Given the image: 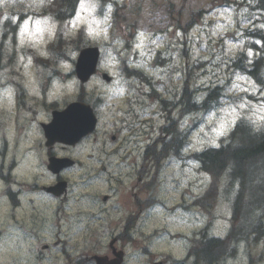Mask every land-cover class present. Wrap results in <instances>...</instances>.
Segmentation results:
<instances>
[{
	"label": "rangeland",
	"instance_id": "obj_1",
	"mask_svg": "<svg viewBox=\"0 0 264 264\" xmlns=\"http://www.w3.org/2000/svg\"><path fill=\"white\" fill-rule=\"evenodd\" d=\"M115 1L120 6L116 20L112 14L113 7L106 10L108 16L100 18L99 2L83 0L81 4L84 7L81 8L80 4L76 18L63 27L67 37L74 36L84 27L90 42L88 44L92 45L91 43L94 42L103 46L102 66L109 70L110 74L119 77L122 73L123 61H127L133 68H140L149 74L156 88L165 94V98H173L179 93L188 69L192 73V88H208L217 84L225 86L226 97L219 108L207 115L192 114L187 117V125H184V127L190 126L187 154H193L209 146H219L221 139L231 132L239 119L246 118L256 128L264 125V104L254 99L259 94V87L250 77L230 67L240 52L247 51L251 57L255 54L250 47V39L245 37V29L257 26L255 20L260 17L248 7L250 1ZM233 1L244 3V6L230 4ZM46 2L47 0H0V23L3 24L13 14H22L21 12L39 14ZM203 9L209 10V13L202 18L197 17L185 32L184 28L190 22L192 12ZM18 19L19 17L15 16L14 22ZM25 25L27 31L24 30ZM56 32L57 24L49 18L42 19L34 15L23 18L15 45L16 57L25 58L22 51L27 48L34 49L38 55L47 56L45 48L55 39ZM9 53H13L11 41H9ZM77 53L73 49L69 51L72 58H76ZM201 64L205 65L197 69ZM66 68L64 67V71L68 72L70 67ZM67 90L69 91L68 88L60 90L59 85L56 84L53 93L67 92ZM88 90L104 93L106 96L104 107L106 116L102 117L100 132L107 149H113L114 145L104 138V134L115 133L112 128L114 121L119 122L125 117L124 112L128 111L126 104L129 99H132L137 111L146 121L149 132L153 130L154 137L159 136L161 126L166 124L159 104L149 98L150 88L139 82L117 78L114 85L107 88L101 82L94 80L89 84ZM74 91H77V83ZM3 95L4 93L0 91L2 102L0 108L8 107L11 103V99ZM201 95L204 96V91H201ZM38 104L35 106L38 107ZM1 111L0 109V113ZM11 113L13 114L11 118L18 121L16 106ZM0 123L2 127H6L1 120ZM15 130L16 128L12 127V132ZM1 132L4 135V129ZM9 140L14 141L13 134ZM166 163L168 164L163 173L167 202L173 203L181 199L183 194L201 196L206 191L210 178L200 170L197 162L171 158ZM91 191L93 192V189ZM223 191L212 211L213 227L208 230L210 233L213 231L216 236L226 234L231 217L230 204L233 193H227L225 189ZM198 215L199 212L193 211L191 215L180 213L174 216L171 219L173 229L189 235L209 219L208 216H201L199 220H195ZM166 218L170 219L169 216ZM247 252L244 246L238 259L228 261L227 264H248ZM251 252L258 256L261 252L264 253V247L262 245L253 247Z\"/></svg>",
	"mask_w": 264,
	"mask_h": 264
},
{
	"label": "trees",
	"instance_id": "obj_2",
	"mask_svg": "<svg viewBox=\"0 0 264 264\" xmlns=\"http://www.w3.org/2000/svg\"><path fill=\"white\" fill-rule=\"evenodd\" d=\"M77 0H52L48 7L49 13L59 20H64L73 14ZM257 6L264 10V0H257ZM69 14V15H68ZM262 43L260 55L253 63H249L247 56L242 54L234 66L244 73L251 75L264 89V30L257 29L250 34ZM258 49V48H257ZM142 79L148 81L143 75ZM223 91L220 87L211 89L205 99L199 100L194 96L188 85L178 101L171 109L180 106V115L192 112L205 113L213 109L220 101ZM165 103V102H164ZM187 140L183 133L178 131L177 122L175 131L163 139L162 148L165 152L182 150ZM159 153L160 151H155ZM202 170L212 175L217 189L220 178L226 174L230 187H237L232 205L231 227L225 241L210 239L212 244V258L216 257L220 244L245 242L247 245H256L264 239V130L255 131L246 122H240L226 145L219 149H210L196 154ZM212 194H216L212 192ZM211 195V194H210Z\"/></svg>",
	"mask_w": 264,
	"mask_h": 264
},
{
	"label": "flooded vegetation",
	"instance_id": "obj_3",
	"mask_svg": "<svg viewBox=\"0 0 264 264\" xmlns=\"http://www.w3.org/2000/svg\"><path fill=\"white\" fill-rule=\"evenodd\" d=\"M49 121L50 117L45 122ZM42 124V122L39 124L40 127ZM73 148L62 144L48 147L45 143L42 152L43 156L47 159L52 157H69L78 162V157L73 154ZM89 158L92 159V156ZM60 180L61 177L59 176L56 182ZM139 189V187L130 188L131 192L128 193L130 200L135 201L131 206L124 202L110 205L109 201L113 197L109 196L107 201L102 198L104 204L97 203L93 218L87 220L76 219L75 221H71L63 213L62 208L53 209L52 218L49 221L46 220L44 223L34 218L24 220L28 227H33L27 232V236L32 239H37L39 227L46 224L51 228L53 227L54 229L52 228L51 231H55L56 234L54 235L52 245L48 246L46 250L40 253L30 251L18 252V258H22L27 264H98V259L101 258L104 264L113 263L116 260L118 251L125 252L124 247L126 244L132 245L136 242L137 238L143 237L144 228L150 222L148 219L150 206L148 195L146 192L138 193L137 190ZM115 192V196L118 197L117 191ZM13 195L9 190L4 192V198L11 209L14 208L15 202ZM49 197L57 199L52 195H49ZM20 208L18 206L14 209L17 211ZM63 232L67 235L71 234L74 239L76 238L77 245L74 248H71L69 245V240L72 241V238L62 241ZM102 234H109L111 236V241L104 247L100 243ZM87 236H89L88 241L85 239ZM144 250L142 247L141 251ZM155 261L156 258L147 264H153Z\"/></svg>",
	"mask_w": 264,
	"mask_h": 264
},
{
	"label": "water",
	"instance_id": "obj_4",
	"mask_svg": "<svg viewBox=\"0 0 264 264\" xmlns=\"http://www.w3.org/2000/svg\"><path fill=\"white\" fill-rule=\"evenodd\" d=\"M95 62H96V56H92L91 57V62H90V65L91 66H94L95 65ZM95 67V66H94ZM93 67V68H94ZM79 68V67H78ZM89 67H87V69L84 71V72H81L80 69H78V73H79V76L80 78L83 80V81H86L88 79V77L94 72L93 68L92 70L88 69ZM90 70V71H89Z\"/></svg>",
	"mask_w": 264,
	"mask_h": 264
},
{
	"label": "bare ground",
	"instance_id": "obj_5",
	"mask_svg": "<svg viewBox=\"0 0 264 264\" xmlns=\"http://www.w3.org/2000/svg\"><path fill=\"white\" fill-rule=\"evenodd\" d=\"M204 236H205V238H207L208 240L213 239V238L211 237V233L208 232V230L204 233Z\"/></svg>",
	"mask_w": 264,
	"mask_h": 264
},
{
	"label": "snow or ice",
	"instance_id": "obj_6",
	"mask_svg": "<svg viewBox=\"0 0 264 264\" xmlns=\"http://www.w3.org/2000/svg\"><path fill=\"white\" fill-rule=\"evenodd\" d=\"M83 7H84V5L81 4V8H83ZM38 23H39V22H38ZM24 30L27 31V25L24 26ZM38 30H39V27H38Z\"/></svg>",
	"mask_w": 264,
	"mask_h": 264
}]
</instances>
